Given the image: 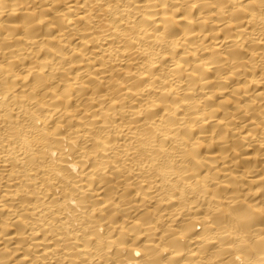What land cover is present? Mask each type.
<instances>
[{
  "label": "bare ground",
  "instance_id": "1",
  "mask_svg": "<svg viewBox=\"0 0 264 264\" xmlns=\"http://www.w3.org/2000/svg\"><path fill=\"white\" fill-rule=\"evenodd\" d=\"M0 264H264V0H0Z\"/></svg>",
  "mask_w": 264,
  "mask_h": 264
}]
</instances>
